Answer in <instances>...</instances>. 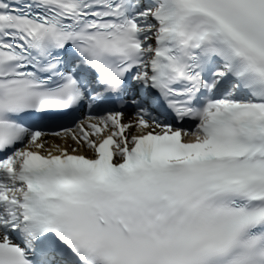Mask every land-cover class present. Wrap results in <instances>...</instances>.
<instances>
[{
    "label": "snow or ice",
    "instance_id": "6c2138e0",
    "mask_svg": "<svg viewBox=\"0 0 264 264\" xmlns=\"http://www.w3.org/2000/svg\"><path fill=\"white\" fill-rule=\"evenodd\" d=\"M0 264H264V0H0Z\"/></svg>",
    "mask_w": 264,
    "mask_h": 264
}]
</instances>
